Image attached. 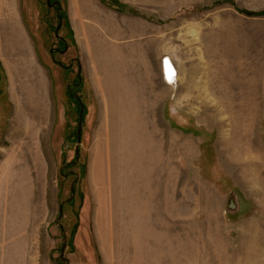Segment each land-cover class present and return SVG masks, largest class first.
<instances>
[{
	"label": "rangeland",
	"instance_id": "obj_1",
	"mask_svg": "<svg viewBox=\"0 0 264 264\" xmlns=\"http://www.w3.org/2000/svg\"><path fill=\"white\" fill-rule=\"evenodd\" d=\"M114 1L21 0L48 92L35 88L19 141L8 137L0 59V264H175L179 238L194 264H239L240 232L264 234V0ZM15 7L0 0V24ZM94 74L108 77L110 122ZM123 82L144 124L114 123ZM31 112L45 114L36 141ZM140 166L150 213L119 203L139 197Z\"/></svg>",
	"mask_w": 264,
	"mask_h": 264
},
{
	"label": "crops",
	"instance_id": "obj_2",
	"mask_svg": "<svg viewBox=\"0 0 264 264\" xmlns=\"http://www.w3.org/2000/svg\"><path fill=\"white\" fill-rule=\"evenodd\" d=\"M12 16L14 18V23L12 24L9 23V25L12 26L6 24L5 20L3 23L1 22L0 24V30H2L0 31V59L2 60L1 61L2 65L5 67L8 76V90H7L6 98L10 105L9 106L10 108L6 106L8 111L6 108H4L6 109V111L4 114H2L4 121L2 120L1 130H4V126H8V130H7L8 137L9 135H11L12 138H16L19 141V130L23 131L25 129L23 111L28 106L29 102L33 103V97L36 95L35 88L42 87L44 90V96L47 97V92H48L47 78H49L48 77L49 71L45 70L46 67L43 64V62H41L40 60L39 49L35 43L33 35L28 29V26L24 18L22 6H21V0H19V7L17 8L15 7V13L14 11L12 12ZM8 22L9 21H7V23ZM10 27H12L15 30V32H8L7 29ZM17 33H19L18 36ZM6 58L8 59L9 62H6L7 60ZM94 77H93L95 82L94 90L97 94H100V96L98 95V97L104 103V104L102 103L103 106L102 109L104 110L105 108L106 110L103 112L104 118L106 122L108 121L110 122V120H108L109 117L105 116V113L107 114L108 104H107L106 96L103 94L104 92H107L110 89L104 88V85L107 81L101 82L102 79L107 80L108 77L107 75H104L101 77V80H99L95 74ZM97 79L100 81L99 85L101 88V92L97 85V83H99ZM40 80L42 86L40 84ZM126 84L127 83L123 82V84L119 86V96L116 106L117 111L113 115L114 123H118L119 126L120 125L134 126V125L144 124L143 122L144 119L143 116H145L144 104L143 102H141L139 105H136V103L129 105V103H131V101L129 100L131 95L128 92H130L131 91L130 89L132 88H129V86H126ZM19 90L23 91L22 93L30 100V101L28 100L27 103L22 104V106L19 104ZM103 99H105L106 101H104ZM99 108L101 109V107ZM121 138L124 139L125 137L122 136ZM147 171L148 170L145 166H140L138 167V170L134 172L135 176L133 175V177L136 178V183H138V181H142L144 183L143 188H139L137 190L135 189V192H137L139 197L136 198L132 194V197L126 196L121 198L119 200V203L121 204L129 203L130 205L133 206L137 202H141L146 206L142 210V213H146V211L150 213V209H149L150 203L149 200L145 198V194H144L145 181L147 177H149ZM128 195H130V193H128ZM177 201L179 202L180 199H177ZM124 208L125 206L119 207V209H121L122 211ZM128 209L130 211V206H128ZM138 216H140V213L138 214ZM112 229L113 230H111V232H114L115 230L117 232H125V230H122L120 228L118 223L114 224V218H113ZM130 230L131 229H127L126 231L131 232ZM179 232H181V230H179ZM240 234L245 235L244 237L245 240L241 241V245L239 247L236 245L234 246L233 250L235 252H239L238 253L239 258L236 260V262H239V264H257L256 262H259L260 264H264V238H263L264 234L261 232H242V233L240 232ZM177 244L178 245L176 248L175 264H182L183 262H186L187 264H194L195 256L193 254L192 256L189 255L188 253L185 254V252L187 251L183 249V244L180 242V238L178 239ZM180 244H182V250H180ZM113 250H115V247ZM124 250L125 248L123 247L121 251ZM234 251L230 250L226 252L233 257ZM230 259L231 257L228 258L229 262L232 261V260L230 261ZM123 263L126 264V262Z\"/></svg>",
	"mask_w": 264,
	"mask_h": 264
},
{
	"label": "bare ground",
	"instance_id": "obj_3",
	"mask_svg": "<svg viewBox=\"0 0 264 264\" xmlns=\"http://www.w3.org/2000/svg\"><path fill=\"white\" fill-rule=\"evenodd\" d=\"M170 62H171V60H170ZM171 64H172V62H171ZM172 66H173V64H172ZM174 69H175V67H174ZM175 74H176V69H175V72H174ZM174 73H173V76H174ZM168 75V74H167ZM165 76H166V74H165ZM173 76H168L167 77V79H168V81L170 82V83H173V81H174V77H176V75L173 77ZM174 78V79H173ZM39 105V104H38ZM40 107V108H39ZM39 111L41 112V111H43V110H45L46 109V107L45 106H40L39 105ZM36 114V113H35ZM35 114L33 113L32 114V112L30 113V115H31V117H29V119H28V123L30 124V126L29 127H31L30 128V131L27 133V132H25L24 134H26L27 135V137H29L32 141L33 140H35L36 141V139L38 140L39 138H40V131L42 130V128L43 127H41L40 125H41V123L43 122V120H45V118L44 117H42V116H45V114L44 113H41L40 115L41 116H39L38 117V115H37V117H38V119H40L39 121L37 120V117H34L35 116ZM23 134V135H24ZM36 135V136H35ZM33 147H34V151L30 154V156H39V148H38V146H37V143H33ZM25 157H27V156H25ZM36 161V160H35ZM37 161H38V159H37ZM36 161V163H38ZM26 162H27V159H26ZM31 172H32V170H31V168H29V173H30V175H31ZM27 175V174H26ZM28 176V175H27Z\"/></svg>",
	"mask_w": 264,
	"mask_h": 264
},
{
	"label": "water",
	"instance_id": "obj_4",
	"mask_svg": "<svg viewBox=\"0 0 264 264\" xmlns=\"http://www.w3.org/2000/svg\"><path fill=\"white\" fill-rule=\"evenodd\" d=\"M49 2H50V0H49ZM50 4V3H49ZM51 5V4H50ZM60 29V27L57 29V33H58V30ZM67 46H66V51H67ZM164 69H165V74H166V78L168 77V76H173V73L175 72V69H174V66H172V64H171V62H170V58H168V57H166L165 59H164ZM168 74V75H167ZM176 74L174 73V76H175ZM173 76V77H174ZM169 78V77H168ZM175 78V77H174ZM173 78V79H174ZM83 107H82V110H81V119H80V124H79V129H78V134H79V142L81 141V125H82V118H83Z\"/></svg>",
	"mask_w": 264,
	"mask_h": 264
},
{
	"label": "trees",
	"instance_id": "obj_5",
	"mask_svg": "<svg viewBox=\"0 0 264 264\" xmlns=\"http://www.w3.org/2000/svg\"><path fill=\"white\" fill-rule=\"evenodd\" d=\"M110 2H112V1H114V0H109ZM102 2H104L105 4H108V3H110V2H108L107 0H102ZM110 5H112V7H116V10H118V11H121L122 12V9L120 8V4H119V2H117V1H114V3L113 4H108V6H110ZM59 7H60V5H59ZM61 12V11H60ZM262 14H264V13H261V15ZM59 18H60V20L62 19L61 18V16H60V14H59ZM40 52V51H39ZM40 55L41 56H43V54H42V52H40ZM47 65V64H46ZM48 67H50V66H48ZM5 86H6V82H5ZM6 91V90H5ZM4 91V89H2L1 90V97L2 98H6V92ZM10 108V107H9Z\"/></svg>",
	"mask_w": 264,
	"mask_h": 264
},
{
	"label": "flooded vegetation",
	"instance_id": "obj_6",
	"mask_svg": "<svg viewBox=\"0 0 264 264\" xmlns=\"http://www.w3.org/2000/svg\"><path fill=\"white\" fill-rule=\"evenodd\" d=\"M62 41H63V43H65L66 44V42L62 39ZM61 52V51H60ZM62 52H65L64 50L62 51ZM82 99V98H81ZM77 100H79L80 101V98L78 99L77 98ZM81 102V101H80Z\"/></svg>",
	"mask_w": 264,
	"mask_h": 264
}]
</instances>
